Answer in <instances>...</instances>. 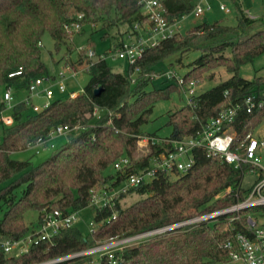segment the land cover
<instances>
[{
  "label": "trees",
  "instance_id": "16d2710c",
  "mask_svg": "<svg viewBox=\"0 0 264 264\" xmlns=\"http://www.w3.org/2000/svg\"><path fill=\"white\" fill-rule=\"evenodd\" d=\"M192 1L162 0L166 18L174 22L191 14L195 8ZM238 12L236 26L222 22L199 25L186 35L179 34L147 48L124 73L113 72L108 62L110 55L104 54L92 62L81 50L77 66L87 65L90 75L82 94L76 99L55 100L32 116H26L25 103L14 108V123L4 128L0 137V186L8 183L0 189V264H45L109 241L228 209L247 198L249 190L242 186L244 174L258 167L243 164L241 169H235L220 157H208L203 149L196 148L195 164L189 172L170 174L159 170L152 179L116 196L105 207L92 204L94 190L115 191L129 176L151 170L162 156L174 151L175 141L196 138L227 108L240 107L234 121L225 125L229 133L235 134L233 150L264 121V76L248 80L240 74L243 66L264 55V18L247 16L240 8ZM80 15L82 18L78 19ZM74 22L81 24L80 33L86 25L100 24L103 29L127 25L138 41L140 35L135 26L145 24L147 18L137 0H0V92L6 87L27 90L31 81L38 78L55 80L42 61V39L50 34L59 52L75 34L64 26ZM191 52H199L200 56L183 76L184 84L174 80L164 88L148 90L160 64ZM218 68H225L231 76L171 113L169 137L156 138L143 130L156 102L168 99L172 93L182 94L191 81ZM19 69L23 70L22 76L9 77ZM97 89H101L98 94ZM248 97L256 102L251 113L245 105ZM0 108L6 109L1 96ZM96 109L102 112L98 119ZM60 126L72 131L44 162L34 165L30 160L11 157L28 150ZM139 137L154 138L156 143L140 151ZM239 152L242 154V149ZM123 157L129 158L130 168L116 171L114 164ZM263 179L261 169L258 180ZM131 192H137L142 199L123 207L121 199ZM88 207L95 211L97 227L87 237L74 225L50 240L31 244L20 256L6 253L2 246L4 241H21L37 231L47 216L57 210L68 215ZM29 212L38 213L32 227L25 219ZM263 212L264 206L251 207L153 235L139 243L113 248L111 253L104 252L98 264L231 263V254L239 251L237 234H247L248 217ZM236 216L240 219H232ZM93 256L57 264H87Z\"/></svg>",
  "mask_w": 264,
  "mask_h": 264
},
{
  "label": "built area",
  "instance_id": "2783aa9c",
  "mask_svg": "<svg viewBox=\"0 0 264 264\" xmlns=\"http://www.w3.org/2000/svg\"><path fill=\"white\" fill-rule=\"evenodd\" d=\"M139 6L142 9V14L147 18V22L143 25L137 24L135 26L137 32L140 34V39L133 43H125L114 55H110L109 58L125 60L129 64H134L137 62L145 52L147 48L154 47L159 45L161 42L171 39L179 35V30L181 28V21L186 18L184 16L181 19H178L174 22H170L165 16V10L162 5L161 0H137ZM221 9L226 13H230V10L227 9L224 5L221 6ZM206 10L209 8H204L201 5H198L194 8L193 14L196 17H200ZM241 11H243L240 8ZM82 16H78V19H81ZM65 30L70 33H79L82 29V26L79 22L68 23L64 26ZM144 28V29H143ZM146 29V31H145ZM142 32L147 36L141 35ZM147 37V38H146ZM42 46V44H41ZM88 56L92 57L94 55L93 51L87 53ZM23 70L19 69L16 72H13L9 75L10 78H15L17 76H22ZM174 74H168L169 78H174L175 82L178 84H184V78L173 76ZM61 80L57 82L58 91L62 95H67L70 99H76L79 94L75 92H68L66 85L64 84L65 77L61 74ZM50 78H38L32 80L27 91L30 96L26 98L23 102L27 105H32L36 112H40L46 109L52 100L54 99V92L52 86H46V83L51 81ZM195 84L196 81H191L187 85L188 99L187 103H190V100L196 96L195 94ZM14 89L12 87H6L4 89L3 101L6 104V109L11 107V104L14 100L13 97ZM38 96L45 99L44 104L39 107L32 103V97ZM245 105L247 112L251 113L256 106L255 99L253 97H248L245 100ZM6 109H0V119L2 122L11 123L12 119L4 118L3 112ZM240 107L227 108L223 110L217 118L212 119L205 130L200 133L196 138H189L184 141H175L174 151L168 155L162 156L161 160L154 164L151 170L146 171L140 175H131L126 180L125 184L116 191L108 192L106 190H94L92 204L96 205L99 208L105 207L109 202H111L116 196L124 195L127 191L133 187H136L147 180L152 179L156 172L165 171L170 174L175 172L187 173L189 172L194 164L195 159L193 156V150L196 148H201L205 151L208 157H220L224 162L233 166L235 169H241L243 164H251L254 167L261 168L264 171V166L261 164L260 158L257 156V153L260 148L264 147V141L258 140L254 135L247 136V139L244 143L233 150L235 143V134L229 133L228 129L225 128V125L230 124L234 121ZM99 112L98 109L95 110V115ZM78 128V127H76ZM72 129L67 127H58L52 130L45 138H40L36 144L32 145L29 149H34L38 153L39 151L46 149L48 147L55 148L54 140L60 137H65L68 135ZM156 139L150 137H139L137 145L139 149H148L151 144H155ZM242 149V154L239 150ZM130 168V160L128 157H123L118 162L114 164V169L116 171H124ZM255 171V170H253ZM264 206V179L259 181L257 180L253 187L249 190L247 198L238 202L234 206L213 212L211 214L196 217L191 220H188L183 223L176 224L174 226L165 227L156 231L131 237L128 239L120 240V244L135 243L144 238L162 234L173 229L199 223L202 221L217 219L220 216L230 214V213H239L242 210L251 208V207H261ZM232 219H240L239 216H236ZM78 221L77 212L65 215L62 211H55L49 214L45 220V223L35 232L30 233L21 241H4L2 246L6 253L11 254L14 250L20 251L17 256L28 251V248L33 243H38L44 240H50L56 236L61 230L72 228ZM247 230L248 233H238L236 236V241L239 246V251L232 253L231 257L233 261L242 262V264H264V225H259L257 218L254 216H249L247 221ZM121 245H117L116 248ZM23 247H26L25 249ZM230 247V244L228 245ZM113 249V248H111ZM108 249V244L102 246L79 252L64 258H60L45 264H57L71 260L74 258L100 254V257L103 256L104 252L111 253Z\"/></svg>",
  "mask_w": 264,
  "mask_h": 264
},
{
  "label": "rangeland",
  "instance_id": "374dc122",
  "mask_svg": "<svg viewBox=\"0 0 264 264\" xmlns=\"http://www.w3.org/2000/svg\"><path fill=\"white\" fill-rule=\"evenodd\" d=\"M192 3L194 7L201 5L204 8H209V10H206L200 17H196L193 13L187 15L186 18L181 21V28L179 30L181 35H186L195 27L204 23L213 24L216 22H222L228 26H236L239 16L238 8H241L247 16L264 18V0H193ZM222 5L229 9L230 13L223 11L221 9ZM105 35L107 36L105 37ZM141 35L147 36V33L145 32L144 34L142 32ZM136 38L137 36L135 37L134 34L130 32L127 25L113 27L112 29H103V26L100 24L95 26L86 25L83 27V33H75L68 45L64 46L59 52H56L53 38L50 34H45L41 43V56L42 61L48 68L49 75L55 77V80L46 83V86L50 85L53 87L54 99L52 102L67 97V95L60 94L58 87L56 86L57 82L61 80V74L65 77L64 84L66 85L68 92H75L80 95L89 83L90 75L86 70L88 68L87 65H84L83 67L77 66L81 50H85L87 53L93 51L94 55L92 57L88 56V54L87 56L90 61L96 62L104 54L114 55L122 45L125 43H133L136 41ZM199 56V52H191L185 55H177L160 64L156 68L155 74L151 77V84L148 87V90L164 88L170 82L174 81L175 79L173 77L169 78L168 74H174L175 76L182 78L191 69L190 64H192V62ZM108 62L115 73L126 72L130 65L125 60L113 59L111 57L108 59ZM240 74L243 78L248 80H253L257 76H264V55L257 59L253 64L243 66L240 70ZM230 76L231 75L225 68H218L211 73L206 74L202 79L196 81L194 87L195 94H200L201 92L218 85L221 81L228 79ZM133 77L136 78V74ZM3 94L4 89L0 92L1 99L3 98ZM28 96H30V94L26 89L20 91L14 90V100L11 107L4 110L3 117L12 119L14 108L23 103ZM187 99L188 92L185 90L182 94L172 93L168 99L156 102L153 112L150 115V122L143 127V130L147 134H152L156 138L164 139L169 137L172 133V128L168 126L169 115L186 105ZM31 101L34 105L41 107L44 104L45 99L43 97L33 96ZM27 106L28 110L26 116H32L37 113L32 105ZM96 116L97 119L100 118L102 112H98ZM13 123L12 121L11 123H5L0 119V137L3 136L4 128L10 127ZM253 135L258 140L264 141V121L256 128ZM67 136L68 135L54 140V149L48 147L39 151V153L34 149H28L26 151L13 153L11 157L20 161L30 160L34 165H38L47 160L56 148L66 142L69 137ZM138 150L146 151L147 149L142 150L138 148ZM257 156L260 158L261 164L264 166V147L260 148ZM111 171L114 173L113 170ZM260 171L261 168H257L255 171L247 170L245 172L242 182V186L245 190H250L253 187L260 177ZM7 184L8 183L0 186V189ZM116 190H118V188L115 189V191ZM141 199L142 197L137 192H131L129 195L122 198L120 203L123 207H128ZM261 214L262 215L258 214L254 217L257 218L259 225H264V212ZM2 215L3 213L0 212V218ZM77 215L78 221L75 224V227L81 231L84 237H87L97 227V224L94 221L95 211L92 207H88L77 211ZM37 218V212H29L25 217L27 225L32 227L36 223ZM140 241H138V243ZM120 243V240H115L109 241L105 244H108V249H111L116 248L117 245H124ZM23 248L25 249L26 247ZM19 252L20 251L18 250H14L12 255L17 256ZM100 258V254H94L92 261L86 263L98 264ZM227 264H242V262L233 261Z\"/></svg>",
  "mask_w": 264,
  "mask_h": 264
},
{
  "label": "water",
  "instance_id": "95a60500",
  "mask_svg": "<svg viewBox=\"0 0 264 264\" xmlns=\"http://www.w3.org/2000/svg\"><path fill=\"white\" fill-rule=\"evenodd\" d=\"M100 91H101V89H97V90H96V93L98 94Z\"/></svg>",
  "mask_w": 264,
  "mask_h": 264
},
{
  "label": "crops",
  "instance_id": "0c3cea01",
  "mask_svg": "<svg viewBox=\"0 0 264 264\" xmlns=\"http://www.w3.org/2000/svg\"><path fill=\"white\" fill-rule=\"evenodd\" d=\"M250 17H252V16H250ZM252 18H256V17L253 16ZM259 150H260V149H259Z\"/></svg>",
  "mask_w": 264,
  "mask_h": 264
}]
</instances>
